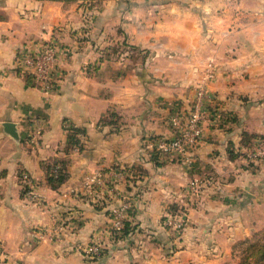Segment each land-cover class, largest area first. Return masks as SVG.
I'll use <instances>...</instances> for the list:
<instances>
[{"label":"crops","instance_id":"1","mask_svg":"<svg viewBox=\"0 0 264 264\" xmlns=\"http://www.w3.org/2000/svg\"><path fill=\"white\" fill-rule=\"evenodd\" d=\"M82 2L0 0V264H241L264 242V156L245 163L264 146V0ZM47 42L44 92L23 61ZM200 86L215 118L188 158L146 148L174 136L168 118ZM122 198L129 231L115 237Z\"/></svg>","mask_w":264,"mask_h":264},{"label":"built area","instance_id":"2","mask_svg":"<svg viewBox=\"0 0 264 264\" xmlns=\"http://www.w3.org/2000/svg\"><path fill=\"white\" fill-rule=\"evenodd\" d=\"M56 45L53 42H47L35 53L26 56L23 63L31 69L32 75L39 87L44 92H49L54 88V71L56 66ZM205 88L200 86L197 91L195 101L189 108L187 115L176 114L170 116L169 124L175 130L172 138L154 137L147 139L144 143L146 148L154 151L157 155L162 154H177V156L188 158V151L198 144L200 141L203 125L205 121L214 119V111L209 112L204 107ZM33 123H38L36 118L30 119ZM39 135V130L35 131ZM33 140V139H32ZM33 142H35L33 140ZM264 156V146L258 148L254 153L249 154L247 162L253 161L255 157ZM1 170V159H0ZM58 167H55L54 172H57ZM19 180L22 188L27 195L34 197V179L25 171L19 174ZM101 183L100 174L96 173L87 179V184ZM130 202L122 198L118 204H115L110 209L112 233L119 235L124 227L127 212L130 207ZM166 223L175 226L177 229L181 227V220H176L174 217L168 218ZM87 252L92 255H97L100 250L97 244H92L88 247Z\"/></svg>","mask_w":264,"mask_h":264},{"label":"trees","instance_id":"3","mask_svg":"<svg viewBox=\"0 0 264 264\" xmlns=\"http://www.w3.org/2000/svg\"><path fill=\"white\" fill-rule=\"evenodd\" d=\"M56 1H71V0H56ZM81 130L77 128H71L68 133V143L70 145H75L77 142L76 139V134L79 133ZM65 177V174L63 171H59L56 176L51 175L48 176V182L52 185L55 186L56 184L60 183L63 181ZM129 231V225L128 223L124 224V227L119 235L113 234L115 237H120L122 235H125ZM252 257L256 260V262H251L252 264H264V242L259 243V244H252L249 246L248 253L242 260L241 264H250V261L248 259Z\"/></svg>","mask_w":264,"mask_h":264},{"label":"rangeland","instance_id":"4","mask_svg":"<svg viewBox=\"0 0 264 264\" xmlns=\"http://www.w3.org/2000/svg\"><path fill=\"white\" fill-rule=\"evenodd\" d=\"M83 2V4L85 5V6H87V8H89V9H91V7H93V6H95V7H97V8H99L100 6H101V4H102V1L103 0H82ZM157 2L155 3L156 5H164L165 3H167V2H181L182 0H156ZM85 2V3H84ZM247 157L249 158V154L247 155ZM248 158H246L247 160H248ZM247 160H246V164L248 165L249 164V162H247ZM257 162V161H256ZM256 162H255V159L253 160V161H250V163L251 164H256ZM112 230V229H111ZM85 255L87 256H89V253L86 251L85 252ZM93 256H95V255H92V254H90V257L92 258ZM97 256H99L98 254H97ZM94 258H96V257H94ZM248 261H250V264H252L251 262H256V260L254 259V258H252V257H250L249 259H248Z\"/></svg>","mask_w":264,"mask_h":264},{"label":"water","instance_id":"5","mask_svg":"<svg viewBox=\"0 0 264 264\" xmlns=\"http://www.w3.org/2000/svg\"><path fill=\"white\" fill-rule=\"evenodd\" d=\"M4 128L8 133L12 134L13 136L15 135L13 131V125L11 123H5Z\"/></svg>","mask_w":264,"mask_h":264}]
</instances>
